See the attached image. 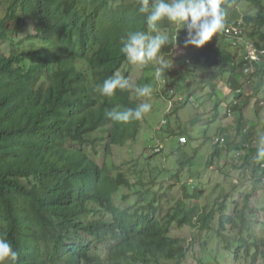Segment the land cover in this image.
Instances as JSON below:
<instances>
[{
	"label": "trees",
	"instance_id": "16d2710c",
	"mask_svg": "<svg viewBox=\"0 0 264 264\" xmlns=\"http://www.w3.org/2000/svg\"><path fill=\"white\" fill-rule=\"evenodd\" d=\"M250 1L258 12L243 15L244 36L264 48V0ZM153 3L149 0L150 11ZM139 6L140 0H0L5 12L0 17V238L18 253L5 264H181L189 247L169 234L174 223L214 230L233 260L264 264V235L246 214L250 193L235 214H227L222 203L217 215L214 207L200 202L202 193L187 192L194 202L178 203L165 227L158 218L156 193L133 207L115 204L121 187L139 191L148 185L137 161L130 167L111 166L91 155L99 153V146H106L107 155L115 145L134 142L143 122H114L105 115L113 108L140 104L133 89H117L111 97L97 90L106 79L120 75L128 61L120 51L121 39L132 31L152 37L169 30L164 51L183 45L184 27L162 18L155 29L149 28ZM236 19H224L223 27ZM222 38L223 28L191 59L196 68H218L212 87L214 80L228 75L235 100H242L233 107L240 112L238 129L247 125L243 110L249 102L239 88L254 82L252 97L259 96L264 61L247 63V70L240 53L223 47ZM220 134L230 146L228 130L222 128ZM253 143L243 163L262 171L260 177L264 159H257ZM235 149L242 151L243 146ZM222 154L223 146L214 144L208 165Z\"/></svg>",
	"mask_w": 264,
	"mask_h": 264
},
{
	"label": "rangeland",
	"instance_id": "374dc122",
	"mask_svg": "<svg viewBox=\"0 0 264 264\" xmlns=\"http://www.w3.org/2000/svg\"><path fill=\"white\" fill-rule=\"evenodd\" d=\"M222 6L226 8L224 19L227 21L238 18L239 14L255 15L258 12V6L250 0H233L232 2L222 0ZM4 13L3 8H0V17L4 16ZM177 26L182 29L184 24L177 22ZM158 34L169 38L170 31L162 30ZM222 44L226 46L227 42L222 41ZM200 48L184 47L177 43L171 58H167L161 49L160 54L170 64L169 69L172 72L167 77L161 76L159 80L155 77V69L158 67L156 61L125 64L121 70L123 78L125 72H128L129 76L125 78L130 83L140 86L151 85L152 92L149 96L138 97L133 89L134 96L140 99L141 103L150 104L151 109L142 117L141 129L134 142L124 146L115 145L112 147V153L107 155L104 153L106 146H99V153H91V155L93 154L100 164L106 161L111 166L125 163L126 167H130L134 161H137L138 168L144 170L141 179L148 185L139 186V191L121 187L116 194L115 204L121 208L136 206L140 201L148 202L156 193L158 218L167 227L168 215L178 203L185 202L191 205L194 202L187 192L191 194L196 191L201 192L200 202L209 208L214 207L217 215L220 213L222 203H225L227 214H235L236 208L244 205L245 195L250 193L249 209L246 210V214L256 223V231L264 235V185L253 179V166L236 162L229 154L222 155L216 160L218 168L212 169L208 165L214 148L212 140L222 128L229 126L228 135L233 138L230 146H223V153H228L227 149L235 151V144L241 140V132L236 130V118L240 112L233 114L232 117L225 114L228 103L234 97V92L229 89L227 74L222 79L214 80L215 87H212L210 84L216 78L218 68L190 67L188 61ZM236 49L239 52L240 46ZM188 70L192 72H187ZM162 78L179 84V90L175 95L167 96L168 84L162 86ZM181 98H184L186 103L180 105L178 111L175 109L171 115L167 113L171 102L173 104V100L169 99H174L177 104H181L184 102ZM262 98H264V90L259 94V99L262 100ZM258 104L259 102H253L244 109V117L247 118V126L249 125L253 140L255 138L257 140L258 136L261 140L264 136V117L261 119L264 111L261 115L256 114ZM166 116L169 123L164 124L163 118ZM193 119H197L198 122L193 124ZM260 119L261 122H259ZM181 135L187 136L186 143L180 142ZM158 139L163 140L161 142L164 148L161 153H156L153 148L160 143ZM178 171L179 178L174 179ZM152 174L159 176L153 177ZM190 178L195 179L194 184L189 183ZM153 180L154 184H151ZM125 195L129 197L124 198ZM169 234L180 237L189 247L181 264H242L241 261L233 260L228 251L224 252L214 230L202 231L189 225L181 227L173 224ZM219 250L223 252H218ZM169 264H178V262L172 260Z\"/></svg>",
	"mask_w": 264,
	"mask_h": 264
},
{
	"label": "clouds",
	"instance_id": "9594fccd",
	"mask_svg": "<svg viewBox=\"0 0 264 264\" xmlns=\"http://www.w3.org/2000/svg\"><path fill=\"white\" fill-rule=\"evenodd\" d=\"M137 11L140 14H147L146 22H147L148 27L152 29H155L156 23L162 18H167L171 22H183L184 30H186V35L183 40L184 47L195 46L197 48L203 47L206 43H208L213 38L214 35L217 34V32L223 27L224 18L226 15V8L222 6V0H154L151 11L149 10V0H140V6L137 9ZM239 21L241 23L240 26L242 28V34L236 40L237 43H234L230 38H228L225 35V28ZM242 22H243V16L241 15L236 20H234L231 24H227L223 27L224 29L223 41H226L227 44L226 46L222 44V46L227 47V48H233V49H236V47L240 46V51H239L240 56L245 63V60L243 58L245 45H246V42H252V41L247 40L246 36H244L245 29L242 25ZM173 39L175 40L176 38L173 37ZM168 42H169V38L166 35L158 34V35L149 37L143 31H132V32H129L126 37L121 39L122 47L120 48V51L126 56L128 60L125 64H127L128 62L133 63V64L135 63L143 64L146 61H156V63L158 64V67H156L155 69V77L157 80H159L161 76L167 77L170 74V72H172V71L167 72L166 76L162 75L165 72V70L170 68V64L163 57V55L160 54L161 49H162V53L167 58H171L173 56V52H175L177 48V44L175 43L176 46L173 48L172 52L168 53L164 51V48L167 47V45L165 44H167ZM188 63L190 64V67L193 68L194 65L192 64V59L188 61ZM250 70H254V69H250ZM187 72H190V70H188ZM120 75H121V71H120ZM120 75L114 74L112 77L106 79L103 82V85L98 87L97 90L99 91V93L103 96L111 97L115 94L117 89L121 91L127 90V89H134L138 97H144V96L151 95V92H152L151 85L149 84H144L142 86L136 85V84L134 85L130 83L128 79L123 78ZM162 79H163L162 86H164L165 84H168L169 93H167V96H169V94L175 95L177 91L179 90V84L175 81H169L167 78H162ZM252 84H254V82L251 83L250 81H247V86L245 85V82H244L239 88L240 92L243 94V99L249 98V102L245 108H248L253 102H259L260 100L259 96L252 97V94L255 91L254 88L252 87ZM181 99L184 101V98H181ZM169 100H173V104L171 102V105L166 112L167 113L169 112V114L171 115L175 111L174 106H175V103L177 106V101L174 99H169ZM263 100L264 98L260 100L258 107L256 108V111L259 107H261V109L259 113L256 112V114L261 115V113L264 111V105H263L264 101ZM241 101H242L241 99L238 101L235 100V93H234V97L232 98L231 102L228 103V107L226 109L225 114L227 113L230 117H232V115L235 114L233 107L240 104ZM150 109H151L150 104L140 103L135 107H128V108H125L124 110H116L115 108H113L112 110L106 111L105 115L114 122L127 123L132 120H140L146 113L150 111ZM243 114H244V110H243ZM239 116L236 118L237 121H238ZM263 117L264 115L261 117V119ZM261 119L259 122H261ZM246 122H247V118H246ZM163 123L164 124L169 123L167 116L163 118ZM237 126H238V123H236V127ZM248 126L246 125V126H243L242 128L238 127V131L241 132V135H240L241 140L237 144H241L243 146V150L237 151L235 149V151L233 150L228 153L229 156H232L236 162H243L244 156L248 154V148L252 146L251 140L253 139L251 138L252 135L250 133ZM224 128L229 131V126L224 127ZM220 131L216 133V135L214 136L212 140L213 146L214 144H218V143L222 146H226L225 142L228 139L223 134H220ZM244 136L246 137L244 138ZM219 137H224L225 141L221 142L217 140ZM247 138H249L250 140L247 141L246 140ZM179 140L181 143H186L188 138L186 135H181L179 137ZM230 140H233L232 136H230ZM161 141L158 139V142L160 143L159 144L157 143L155 145L156 147H153L156 153H161V151H163L164 145ZM257 141L259 144L257 143ZM237 144H235V147ZM253 145L257 147V159H264V137H262L261 140H260V136L257 137V140L255 138ZM243 151H246V154L238 156V154L242 153ZM222 155H227V154L224 152ZM220 157H216L214 159V165H212L210 168L216 169L219 167L218 165H216V160ZM261 172L262 171L260 170H253L252 176H253V179L259 181L260 183H262V185H264V175L257 177ZM178 174H179V171H178ZM189 183L194 184L195 179L190 178ZM17 255L18 253L14 249L13 245L8 240L0 238V264H5V262L8 260L15 261L17 258Z\"/></svg>",
	"mask_w": 264,
	"mask_h": 264
},
{
	"label": "built area",
	"instance_id": "2783aa9c",
	"mask_svg": "<svg viewBox=\"0 0 264 264\" xmlns=\"http://www.w3.org/2000/svg\"><path fill=\"white\" fill-rule=\"evenodd\" d=\"M240 21L237 23H233L225 28V35L230 38L234 43H237V39L242 34ZM243 58L245 60V65L252 64L253 62L264 61V48L258 47L252 42H246ZM247 67V66H246ZM249 68H247L248 70ZM217 140L224 142V137H219ZM246 151L239 153L238 156L245 155ZM264 165V164H263Z\"/></svg>",
	"mask_w": 264,
	"mask_h": 264
},
{
	"label": "bare ground",
	"instance_id": "6f19581e",
	"mask_svg": "<svg viewBox=\"0 0 264 264\" xmlns=\"http://www.w3.org/2000/svg\"><path fill=\"white\" fill-rule=\"evenodd\" d=\"M263 167H264V165H263Z\"/></svg>",
	"mask_w": 264,
	"mask_h": 264
}]
</instances>
